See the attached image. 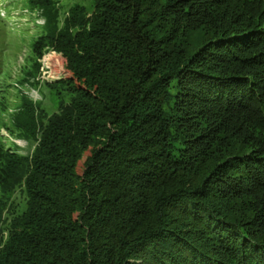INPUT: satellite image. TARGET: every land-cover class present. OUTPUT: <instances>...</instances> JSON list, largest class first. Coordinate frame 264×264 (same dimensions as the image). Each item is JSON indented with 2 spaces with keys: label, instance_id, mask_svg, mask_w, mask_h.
Segmentation results:
<instances>
[{
  "label": "trees",
  "instance_id": "trees-1",
  "mask_svg": "<svg viewBox=\"0 0 264 264\" xmlns=\"http://www.w3.org/2000/svg\"><path fill=\"white\" fill-rule=\"evenodd\" d=\"M65 2L24 0L73 79L0 144V264H264V0Z\"/></svg>",
  "mask_w": 264,
  "mask_h": 264
},
{
  "label": "rangeland",
  "instance_id": "rangeland-1",
  "mask_svg": "<svg viewBox=\"0 0 264 264\" xmlns=\"http://www.w3.org/2000/svg\"><path fill=\"white\" fill-rule=\"evenodd\" d=\"M64 4L66 0H62ZM45 20L40 11L24 5V0H0V144L22 155H31L36 143L15 123L27 97L45 115L59 112L70 102V93L59 80H72L67 60L57 53H47L35 69L33 46L44 33ZM55 83L54 86L50 84ZM79 86V85H78ZM30 123V117L23 116ZM78 165L83 174L86 157ZM24 190H19L13 204L21 212L26 203Z\"/></svg>",
  "mask_w": 264,
  "mask_h": 264
},
{
  "label": "bare ground",
  "instance_id": "bare-ground-1",
  "mask_svg": "<svg viewBox=\"0 0 264 264\" xmlns=\"http://www.w3.org/2000/svg\"><path fill=\"white\" fill-rule=\"evenodd\" d=\"M53 53H55V52H53ZM25 100L27 99V97H25L24 98ZM25 100H24V102H25ZM27 100H29V99H27ZM24 107V106H23ZM19 113V111L17 112V114ZM16 121V120H15ZM28 141H30V140H28ZM32 142V141H31ZM35 147V146H34ZM14 151V150H13ZM18 152V151H17ZM19 153V152H18Z\"/></svg>",
  "mask_w": 264,
  "mask_h": 264
}]
</instances>
